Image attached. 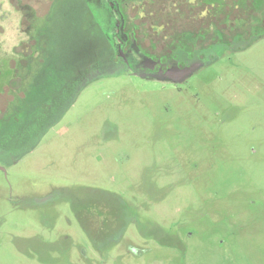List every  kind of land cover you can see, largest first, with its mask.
Listing matches in <instances>:
<instances>
[{
  "label": "rangeland",
  "instance_id": "rangeland-1",
  "mask_svg": "<svg viewBox=\"0 0 264 264\" xmlns=\"http://www.w3.org/2000/svg\"><path fill=\"white\" fill-rule=\"evenodd\" d=\"M107 2L0 0V264H264V0L133 1L184 81L106 71Z\"/></svg>",
  "mask_w": 264,
  "mask_h": 264
},
{
  "label": "flooded vegetation",
  "instance_id": "flooded-vegetation-1",
  "mask_svg": "<svg viewBox=\"0 0 264 264\" xmlns=\"http://www.w3.org/2000/svg\"><path fill=\"white\" fill-rule=\"evenodd\" d=\"M107 1L103 7L106 15L111 19L106 22L103 20L102 22H105L103 25L99 24L103 34L100 40L105 48L102 60L104 67L108 68L107 72L121 70L127 75L143 80L160 81L163 78H176L184 81L194 70L192 68L194 63L200 65L205 58H211L213 51L211 46L205 43L211 35L204 32L201 34L190 28L178 31L177 26L173 27L177 24L173 22L169 26L159 23L162 27L161 33L166 36V40L163 41L162 38L165 37L163 36L154 38L153 41H146L141 39L138 30H135L137 24L129 22V18L126 19V15L129 14L130 17L138 12L139 7L132 6L134 0ZM132 10H134L133 15ZM170 43L175 46L167 48ZM179 44L181 47L177 48L176 45ZM93 65L91 71L95 72L99 69L97 68L100 66L99 60Z\"/></svg>",
  "mask_w": 264,
  "mask_h": 264
}]
</instances>
